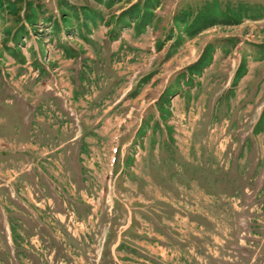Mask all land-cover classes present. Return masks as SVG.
I'll list each match as a JSON object with an SVG mask.
<instances>
[{
  "label": "rangeland",
  "instance_id": "374dc122",
  "mask_svg": "<svg viewBox=\"0 0 264 264\" xmlns=\"http://www.w3.org/2000/svg\"><path fill=\"white\" fill-rule=\"evenodd\" d=\"M65 1L103 16L90 41L75 20L72 34L61 29L60 0H0V264H264V132L254 134L264 110V18L207 30L167 59L170 44L157 51L153 38L164 41L175 13L206 0H162L144 34L124 29L115 42V18L139 0L110 9ZM31 11L35 26L25 20ZM33 41L51 66L38 71L29 58L24 67L9 51ZM69 43L92 59L66 75L57 55ZM209 43L211 66L192 87L178 85ZM243 57L248 72L233 88ZM171 85L180 92L165 123L157 102ZM73 112L87 127L65 144L76 135ZM12 140L16 156L5 159Z\"/></svg>",
  "mask_w": 264,
  "mask_h": 264
},
{
  "label": "trees",
  "instance_id": "16d2710c",
  "mask_svg": "<svg viewBox=\"0 0 264 264\" xmlns=\"http://www.w3.org/2000/svg\"><path fill=\"white\" fill-rule=\"evenodd\" d=\"M99 1L100 3H104L105 6L110 9L119 4L121 0H108L106 2L104 0ZM9 5V10L15 12V3H7V6ZM29 5L32 9L34 4L30 2ZM60 6L64 8L62 13L65 24L64 26H66L67 30L66 33L68 35L72 34V32L70 33V26L72 21L75 20V22H77L78 36L85 42L90 41L89 36H91L92 32L100 25L98 24L99 20L104 22L103 16L99 11L84 6L78 7L65 0H60ZM161 6L162 0H139L134 3L115 18V29L110 33V40H118L119 32L124 29L134 28L137 34H144L147 29L155 23V20L157 19L156 12ZM263 18V5L239 2L237 4L226 3L223 6L219 0H206L199 10L188 8L175 13L172 19L171 28L166 38L161 43H157L156 48L157 51H162L166 45L170 44L166 54V58L169 59L177 54L179 49L182 48L188 40L197 38L207 30L216 27L239 26L246 20L258 21ZM25 20L28 24L35 26L37 22V14L35 11L26 13ZM231 41H234V39ZM206 46L207 47L203 49L198 60L187 66L177 75L176 79L178 85L182 84V80H185L187 86L192 87L195 78L201 77L205 69L211 66L217 48L213 43H209ZM258 46L264 52V45L261 44ZM63 51H65V54L67 53L66 55L68 57H73L76 53L72 48H66ZM246 64L247 61L243 57L233 79V88L237 86L239 81L248 72ZM152 77L153 73L146 76L143 79V82H148ZM173 90L174 88L172 85L166 88L165 92L160 96L157 102L160 119L165 123H167L171 117V112L166 110V107L171 104V97L180 92L178 90ZM157 126L159 127L160 124L157 123ZM167 128L171 134L172 128L169 126ZM145 129L146 128L141 127L139 133L145 134ZM262 132H264V110L254 128L255 135Z\"/></svg>",
  "mask_w": 264,
  "mask_h": 264
},
{
  "label": "crops",
  "instance_id": "0c3cea01",
  "mask_svg": "<svg viewBox=\"0 0 264 264\" xmlns=\"http://www.w3.org/2000/svg\"><path fill=\"white\" fill-rule=\"evenodd\" d=\"M60 24H61V29L66 30V26H64L65 24L64 23L62 24V22H60ZM53 26L55 28L56 24L53 23ZM53 26H51V27L53 28ZM112 26H113V24H112ZM112 26H111V28H112ZM56 27H58V25ZM59 27L57 29H60ZM63 30H62V33H61L62 35L64 33ZM152 44H153L154 47L156 46V44H157L156 38H153V43ZM66 48L74 49V51L76 52L75 56L68 57L66 55L67 53L65 54V51H63ZM85 50L86 49H83L81 46L76 47V46H74V45H72L70 43H69L68 46L64 45V47L62 46L61 50H58V52H60V53H59V55H57V57H58L57 61L59 63L64 62L66 64V69H65V71H66L65 74L66 75L75 74L76 72L72 71V68H77L78 67L77 64H80V62L83 61L84 57L92 59L91 54L86 53ZM9 51H10V53L12 55L17 54L19 57H21L20 58V60H21L20 63L23 64L24 67L31 63V61H29V58L33 59L34 62H32V64L37 65L36 69L38 71H39L40 66H41L40 64H43V66H45V67L51 66V64L43 63L42 59L47 57L45 55L46 54V50L43 47V45H41L40 43H38L36 41H33L32 45L26 47L25 49H23V48L20 49V46L14 47V51H16L17 53H15L13 51V49H9ZM199 57H200V55H199ZM46 60H47V58H46ZM197 60L198 59H196V61ZM196 61H194V62H196ZM38 71H37V73H38ZM81 74L82 73H80L78 75V79H80V81L82 82ZM49 85H50V83H49ZM49 85L47 86V89L51 90ZM53 90H55V89H53ZM56 92H57V90L55 91V94H56ZM12 103H14V101ZM22 111H23V113L20 115V118H19L20 120L19 121L21 123V129H22V132L24 133V136H22V133H21L20 136H22V137H19V138L20 139L22 138V141H25L27 139L26 136H28V134H29L28 132L30 130V122H31L30 119H31L32 114H33V109L28 105ZM72 111H75V110L73 109ZM73 113H74L73 115H75V117H76V119H75L76 121L74 122L76 135H74L73 138L68 139L65 144H69L71 142H76L77 140H79L81 138L82 133H84L85 128L87 127V125L84 123V121L80 118L82 116V114L78 113V112H73ZM15 132H16V130H14L12 132L13 133L12 136L15 134ZM15 140H16V143H17L18 142L17 139H15ZM2 141L5 142V140H2ZM13 144H14L13 140H12V142L10 144H8V143L5 144L4 143L2 152H4L3 155H5L4 156L5 159H9L10 157L16 156L17 149L14 148ZM12 180H13V178H12ZM2 193L5 194L4 190H3ZM13 195H15V194L13 193ZM1 209H2V212H3L2 214L4 215V208L1 207ZM3 221H6V218H3Z\"/></svg>",
  "mask_w": 264,
  "mask_h": 264
}]
</instances>
